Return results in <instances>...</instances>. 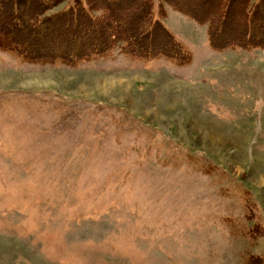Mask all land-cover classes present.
<instances>
[{"label":"rangeland","instance_id":"1","mask_svg":"<svg viewBox=\"0 0 264 264\" xmlns=\"http://www.w3.org/2000/svg\"><path fill=\"white\" fill-rule=\"evenodd\" d=\"M72 1L16 21L34 56L82 59L0 50V264H264V51L213 49L169 7L180 60L118 48L148 39L90 46ZM92 1V32L127 29L124 0Z\"/></svg>","mask_w":264,"mask_h":264},{"label":"trees","instance_id":"2","mask_svg":"<svg viewBox=\"0 0 264 264\" xmlns=\"http://www.w3.org/2000/svg\"><path fill=\"white\" fill-rule=\"evenodd\" d=\"M62 0H0V50L3 51H13L23 57L30 58L32 61H45L49 62L53 59H62L74 61V57H81V52L73 54L75 56L61 57L57 55H46V56H34L33 53H29V47H25L24 43L31 42L34 44L35 36H28L26 33H22V28L24 20L21 18L16 21L19 17H16L18 10L25 13H32L42 10L43 7L45 10L50 5L51 7L55 4L60 3ZM101 1V0H99ZM203 1V0H200ZM199 0H124V4L131 6L130 10L127 12L130 13L128 20L125 22V31H118V37L116 34L112 33L111 37H107L103 29L96 30L92 32L91 23H98L101 19L97 15L93 14V11L97 10L92 0H73L69 5L67 10L62 16L64 17V22L68 21L72 23V26H67L70 32L77 33L79 30L85 29V42L92 46L94 43H104L106 40L108 43L115 42H127L134 41L138 45L141 41L153 40L155 38L154 32L156 30L161 31V36L168 42L170 45L169 49L172 47V53L163 48V45L156 46L151 45L150 41L148 43L140 44L138 47L134 48L118 47L119 50L123 53L133 56L135 51L144 52L142 54L146 57H165L167 59H176L180 60L182 57H178L177 51H180L181 48L178 45V42L170 34L171 32L167 27H165L161 20L166 14V7H169L175 11L181 12L182 14H187L192 17L199 24H208L207 28V37L210 46L213 49H225V48H241V49H258L264 51V0H212L207 1L206 9L194 11L197 8V2ZM93 6V7H92ZM116 6V5H114ZM109 6L108 11H112L111 15L115 16L119 6ZM115 10V11H114ZM156 11L158 16L154 15ZM135 13L134 21L130 17ZM239 13V17H236ZM219 14V15H218ZM236 14V15H235ZM42 14H38L35 17L37 18L36 23L40 22ZM221 15V18H220ZM21 17V16H20ZM235 19V20H234ZM233 21L237 25V32H235L232 37L227 39L220 40L217 38L223 33V21ZM35 21V18H34ZM114 22V21H113ZM36 23H32L28 28L31 27V31L38 29ZM43 25V24H42ZM136 25L138 30L132 26ZM106 26L109 27L107 24ZM147 28L145 29V27ZM217 28V30L215 29ZM112 29L111 27H109ZM22 29V30H21ZM83 43V38L81 39ZM160 43V42H159ZM142 45H145L144 48ZM20 47L22 48L21 50ZM136 47V48H135ZM24 49L25 53H22ZM28 50V53L26 51ZM90 51V48L88 49ZM108 51V47L105 48H96L91 52L92 54H102ZM87 57V54H86ZM84 59V58H83ZM187 60V58H186ZM184 61L186 63L187 61ZM244 261V259H243ZM247 261V259H246ZM245 261V264H246Z\"/></svg>","mask_w":264,"mask_h":264}]
</instances>
